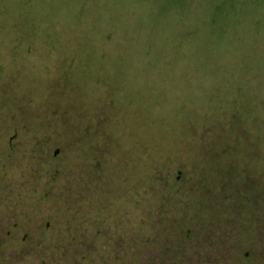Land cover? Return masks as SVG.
I'll use <instances>...</instances> for the list:
<instances>
[{
	"label": "rangeland",
	"instance_id": "1",
	"mask_svg": "<svg viewBox=\"0 0 264 264\" xmlns=\"http://www.w3.org/2000/svg\"><path fill=\"white\" fill-rule=\"evenodd\" d=\"M90 215L113 264H264V0H0V240Z\"/></svg>",
	"mask_w": 264,
	"mask_h": 264
},
{
	"label": "flooded vegetation",
	"instance_id": "2",
	"mask_svg": "<svg viewBox=\"0 0 264 264\" xmlns=\"http://www.w3.org/2000/svg\"><path fill=\"white\" fill-rule=\"evenodd\" d=\"M59 151L60 148H57L54 152V155H56ZM88 214L90 213L88 212ZM91 218L95 220V224L94 221H92V224H94L97 229L95 234L101 237L103 234H106L108 236V241H97V238H93L91 236L90 238L88 237L89 234L82 229L79 230L78 226L77 228L75 227V233L73 236L68 231L62 232L64 233V238L60 241H30V247H28V250H30V259L32 261L38 262V264H50L51 261L58 259L62 260L66 259L67 256L75 255L74 257L68 259L72 261L74 258H77L80 261H87L89 259V255H82L86 250H97V252H93V254H96V256H98V250H105L102 253H99V255L102 257H91V262H108L109 260L110 262H108V264H113L114 259L110 257L111 251H113L115 248H124L126 246V235L123 231L121 237L117 236V234L115 236L116 231H111V226V229L107 228L108 226L106 225L100 226L98 220L95 217L91 216ZM1 233L2 231H0V235ZM16 249V243L2 242L0 240V264H15L16 256L18 254L14 253L13 250L15 251ZM104 255L106 258L103 257ZM46 261H49V263H46Z\"/></svg>",
	"mask_w": 264,
	"mask_h": 264
}]
</instances>
